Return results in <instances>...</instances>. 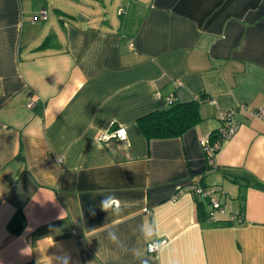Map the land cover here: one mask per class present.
I'll list each match as a JSON object with an SVG mask.
<instances>
[{"label":"crops","instance_id":"0c3cea01","mask_svg":"<svg viewBox=\"0 0 264 264\" xmlns=\"http://www.w3.org/2000/svg\"><path fill=\"white\" fill-rule=\"evenodd\" d=\"M202 94L180 136L141 130L167 97ZM241 103L209 168L199 139ZM261 107L264 0H0V264H140L108 231L137 247L142 223L163 241L149 264H264ZM113 128L126 139L97 140ZM196 181L217 190L216 220ZM109 194L130 202L120 216L100 209Z\"/></svg>","mask_w":264,"mask_h":264},{"label":"built area","instance_id":"2783aa9c","mask_svg":"<svg viewBox=\"0 0 264 264\" xmlns=\"http://www.w3.org/2000/svg\"><path fill=\"white\" fill-rule=\"evenodd\" d=\"M46 12L47 11L45 9H41L40 12L36 13V15L33 16V21L39 18L45 20L47 18ZM166 100L168 104L173 103V97L171 96L167 97ZM32 103L33 101L30 100L27 106H31ZM246 108L247 105L245 103H241L237 107L233 108H219L216 111V114H214L219 121V125L211 134H208L207 136L199 139L202 152L204 153L207 161L206 164H208L209 168L215 167V156L217 154V151L221 148L222 144L226 140H228V138H231L238 130L239 122L235 117V113ZM255 114L259 115V117H264V108L261 107L256 109ZM120 129L121 128H113L108 131H100L96 135V138L101 142L110 138L120 139L118 135H115ZM187 187V189H189L190 193L195 198L209 202L211 209L210 211H208V216L211 220H216L219 215L224 214V208L222 206L223 204L215 188L203 185L199 181L189 182ZM147 212L149 213V215L152 214L151 211ZM230 218L233 219L234 216H230ZM151 253H157V251H153Z\"/></svg>","mask_w":264,"mask_h":264},{"label":"trees","instance_id":"16d2710c","mask_svg":"<svg viewBox=\"0 0 264 264\" xmlns=\"http://www.w3.org/2000/svg\"><path fill=\"white\" fill-rule=\"evenodd\" d=\"M50 37L44 38L40 47L48 45ZM204 99V95L199 98L185 101L173 102L168 107L160 110L152 111L139 119V125L147 138H169L177 137L186 131L189 127L194 126L200 121L199 103ZM212 133V132H211ZM210 133V134H211ZM246 184L239 183L240 199L244 198L243 190ZM201 206L203 201H198ZM236 217L234 216V219ZM25 217L19 209L9 220L7 227L10 232L18 234L22 231L25 224ZM240 219V217H239ZM32 264V263H29Z\"/></svg>","mask_w":264,"mask_h":264},{"label":"clouds","instance_id":"9594fccd","mask_svg":"<svg viewBox=\"0 0 264 264\" xmlns=\"http://www.w3.org/2000/svg\"><path fill=\"white\" fill-rule=\"evenodd\" d=\"M116 119V117H113L112 122H115ZM115 135H118L120 139H126V132L123 128L118 130V133ZM103 197L104 198L101 200L99 207L109 215L120 216L124 208L130 206V202L121 201L115 195L109 194ZM89 211L92 215H95L94 208H90ZM139 232L142 243L137 247L129 248L127 245L120 242L115 230L108 231V239L114 243H119L120 247L123 248L125 252H130L140 264H149L148 259L145 258L146 254L153 251H159V245L162 243L159 239V229L155 223H142L139 225ZM145 244L146 247L144 246Z\"/></svg>","mask_w":264,"mask_h":264},{"label":"rangeland","instance_id":"374dc122","mask_svg":"<svg viewBox=\"0 0 264 264\" xmlns=\"http://www.w3.org/2000/svg\"><path fill=\"white\" fill-rule=\"evenodd\" d=\"M47 7H48V8H50V5H48ZM48 8H47V10H46V11H48L47 13H49V15H50V16H52V15H51V13H50V11H51V10H50V9H48Z\"/></svg>","mask_w":264,"mask_h":264}]
</instances>
